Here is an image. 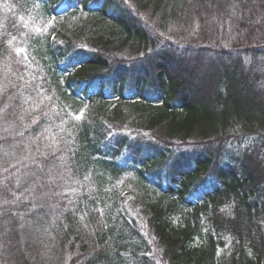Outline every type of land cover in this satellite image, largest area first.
<instances>
[{"label": "trees", "instance_id": "16d2710c", "mask_svg": "<svg viewBox=\"0 0 264 264\" xmlns=\"http://www.w3.org/2000/svg\"><path fill=\"white\" fill-rule=\"evenodd\" d=\"M158 258L264 264V0H0V264Z\"/></svg>", "mask_w": 264, "mask_h": 264}, {"label": "rangeland", "instance_id": "374dc122", "mask_svg": "<svg viewBox=\"0 0 264 264\" xmlns=\"http://www.w3.org/2000/svg\"><path fill=\"white\" fill-rule=\"evenodd\" d=\"M143 18V20L145 19V17L143 16L142 17ZM173 20V19H172ZM145 21V20H144ZM173 21H177V20H173ZM183 23H185V24H180L179 26H181V27H179V28H176V32L180 35V33H182V36L184 35V34H186L185 32H186V30L188 29L187 28V26H186V23H187V21H184ZM174 24H176V23H174ZM194 25H195V23H193ZM177 25V24H176ZM195 27V26H194ZM184 30V31H183ZM183 31V32H182ZM150 33H157V31L156 30H153L152 28L150 29ZM166 36H171V35H166ZM171 38V37H170ZM180 41L181 40H183V41H186V40H184V39H179ZM6 129V128H5ZM7 151V150H6ZM6 159L7 158H9V159H14V158H19L15 153H13V151H11L10 149L7 151V154H6V157H5ZM14 161H16V160H14ZM17 162H19V160L17 161ZM17 162H14L13 163V165H16L17 164ZM30 173H32V172H30ZM32 212V211H31ZM42 212V211H41ZM34 213H35V216H34V220H32V227H33V231H34V234H35V236H36V242H35V246H34V251L35 252H40L44 257H49V256H51V252H50V247H49V245L48 244H46V243H41L40 242V239H41V235H42V232L41 231H43V233H47V217H45V216H42L43 214H40V212L39 213H36L35 211H34ZM138 223H139V221H138ZM159 258L158 259H155V262L157 263V264H159Z\"/></svg>", "mask_w": 264, "mask_h": 264}, {"label": "snow or ice", "instance_id": "6c2138e0", "mask_svg": "<svg viewBox=\"0 0 264 264\" xmlns=\"http://www.w3.org/2000/svg\"><path fill=\"white\" fill-rule=\"evenodd\" d=\"M122 3L127 4V0H122ZM16 53L19 56L20 54L25 53V49H23V48H17L16 49ZM24 58H25V60L28 59V57H27L26 54H25ZM76 119H80V116H76ZM21 135H22V133H21Z\"/></svg>", "mask_w": 264, "mask_h": 264}]
</instances>
